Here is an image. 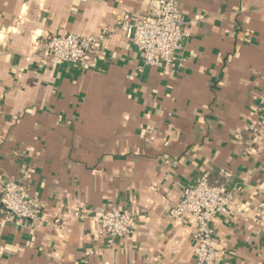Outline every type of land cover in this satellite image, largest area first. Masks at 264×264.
Here are the masks:
<instances>
[{
    "label": "crops",
    "instance_id": "obj_1",
    "mask_svg": "<svg viewBox=\"0 0 264 264\" xmlns=\"http://www.w3.org/2000/svg\"><path fill=\"white\" fill-rule=\"evenodd\" d=\"M154 1L0 0V182L44 214L18 224L0 207V264H195L197 223L168 208L200 177L233 192L212 222L217 261L264 264V0H175L183 62L160 68L120 28ZM63 33H104L95 68L43 56ZM112 207L139 213L112 244L75 216Z\"/></svg>",
    "mask_w": 264,
    "mask_h": 264
},
{
    "label": "built area",
    "instance_id": "obj_2",
    "mask_svg": "<svg viewBox=\"0 0 264 264\" xmlns=\"http://www.w3.org/2000/svg\"><path fill=\"white\" fill-rule=\"evenodd\" d=\"M120 28L141 56L143 67H174L177 62H183L178 58V53L183 48L185 34L175 0H155L142 19L137 22L124 19ZM104 36V33L97 37L63 33L47 40L43 56L53 57L59 63L74 67L92 69L96 66V59L91 51ZM259 116L264 123V95L259 100ZM232 194L226 184L200 177L183 187L179 201L169 206L168 215L171 218L189 215L197 223L193 237L195 264H220L212 245V222L217 215L228 211ZM0 207L7 221L18 224L24 221L40 222L44 215L39 199L30 194L24 183L13 179L0 182ZM75 216L89 219L94 232L107 244L130 236L137 228L139 219L136 211L115 207L90 211L80 208L76 209ZM255 222L264 232V192L257 205ZM60 223V219H55V225ZM90 254L101 253L97 250Z\"/></svg>",
    "mask_w": 264,
    "mask_h": 264
}]
</instances>
